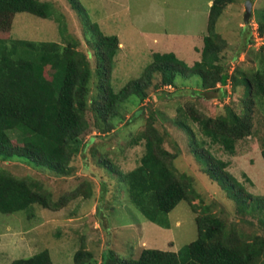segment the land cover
<instances>
[{"label":"rangeland","instance_id":"rangeland-1","mask_svg":"<svg viewBox=\"0 0 264 264\" xmlns=\"http://www.w3.org/2000/svg\"><path fill=\"white\" fill-rule=\"evenodd\" d=\"M40 1L52 5L51 16L42 19L17 13L10 37L34 42H77V50L88 55L92 72L89 86L91 96H95L99 78L88 44L92 40L88 22L97 24L103 34L119 40L120 49L111 75V86L118 92L130 80L139 78L151 62L152 53H173L188 66L199 61L211 0H77L84 17L67 0ZM247 1L252 5L251 16L245 23ZM263 8L264 0H233L217 21L216 32L227 42L221 57L228 74L236 68L247 72L255 68L248 53L264 44V36H259L256 23ZM249 39L252 43L246 46ZM198 81L197 77L176 78L175 86L150 93L142 104L122 110L124 119L115 123L113 131L101 135L93 128L88 130L81 137V151L71 162L73 171L69 176L59 177L17 157L0 161V169L15 177L41 182L53 201L66 195L70 197L56 211L33 205L10 215L0 214V261L7 264L43 250L49 252L52 264H73L78 250L92 254L89 264H101L110 254L119 261L137 259L144 249L178 253L196 239L195 218L206 207L224 222L226 231L233 229L249 242L255 237L264 242V212L239 215L234 203L202 171L192 154L187 134L173 123L179 115L178 109L189 106L212 118L225 115V106L241 114L244 90L238 87L233 92L229 80L223 98L219 91L198 96ZM256 102L253 133L236 142L233 154L210 144L199 135L195 125L188 124L197 141L204 140L211 154L227 163L224 172L241 184L253 200L264 199V161L260 155L264 140V103ZM140 108H144L142 113H137ZM150 115L164 137V149L176 154L175 169L193 178L195 192L200 196L192 202L198 207L195 212L188 202L181 201L168 214V228L149 222L137 211L128 199L126 184L117 174L130 172L139 164L144 147L142 143L133 145L131 139L144 129L145 118ZM87 119L92 120L90 114ZM257 264H264V244Z\"/></svg>","mask_w":264,"mask_h":264},{"label":"trees","instance_id":"trees-1","mask_svg":"<svg viewBox=\"0 0 264 264\" xmlns=\"http://www.w3.org/2000/svg\"><path fill=\"white\" fill-rule=\"evenodd\" d=\"M67 1L84 17L77 0ZM232 3L233 0L212 1L199 61L188 66L173 53H152L151 62L139 78L130 80L118 92L111 86V75L120 49L119 40L103 34L97 24L86 22L92 39L88 44L99 78L97 95L91 96L90 61L87 54L77 50V42H34L10 37L17 13L47 19L52 5L40 0H0V161L17 157L59 177L69 176L73 171L71 162L81 151V137L92 128L101 135L113 131L115 123L124 119L121 111L142 104L150 93L175 86L176 78L197 77L200 93L196 95L219 91L223 98L230 80L233 92L238 87L244 90L241 114L225 106V115L212 118L189 106L178 109L173 123L187 134L202 171L234 203L239 215L264 212V199L253 200L241 184L224 172L227 163L216 159L204 140L197 141L188 125H195L199 135L210 144L233 154L236 142L253 133L256 101L264 103V44L248 53L249 61L255 65L253 70L236 68L228 74L222 63L221 54L227 42L216 32V24ZM256 23L259 36H264V8ZM251 43L249 39L246 46ZM154 123L153 116L146 117L144 129L131 139L133 145L142 143L144 147L139 164L130 172L117 174L126 184L128 199L137 211L149 222L168 228V214L181 201L188 202L195 212L198 207L192 202L200 196L195 192L193 178L175 169L176 154L164 149V137ZM260 155L264 161V140ZM69 198L66 195L53 201L51 193L38 180L17 178L0 169V214L10 215L33 205L56 211ZM201 213L195 218L197 237L182 251L144 249L137 259L125 261L110 254L101 264H257L262 239L246 241L235 230L226 231L224 222L210 213L209 208H203ZM92 260V254L83 250L73 256V264H89ZM10 264H52V261L49 252L43 250L28 258L14 259Z\"/></svg>","mask_w":264,"mask_h":264},{"label":"water","instance_id":"water-1","mask_svg":"<svg viewBox=\"0 0 264 264\" xmlns=\"http://www.w3.org/2000/svg\"><path fill=\"white\" fill-rule=\"evenodd\" d=\"M251 5H252V3L250 1H247L245 3V11L243 14V20L245 23H247L249 21V18L251 16Z\"/></svg>","mask_w":264,"mask_h":264},{"label":"crops","instance_id":"crops-1","mask_svg":"<svg viewBox=\"0 0 264 264\" xmlns=\"http://www.w3.org/2000/svg\"><path fill=\"white\" fill-rule=\"evenodd\" d=\"M212 1H213V0H211V1H209V2H208V6H211V4H212ZM0 262L3 264V260H1ZM10 263H11V261H10V262H8L7 264H10Z\"/></svg>","mask_w":264,"mask_h":264}]
</instances>
